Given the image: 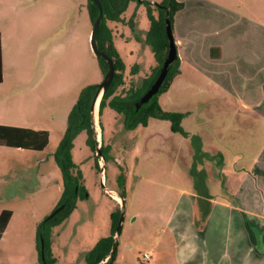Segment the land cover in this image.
<instances>
[{
  "label": "rangeland",
  "instance_id": "1",
  "mask_svg": "<svg viewBox=\"0 0 264 264\" xmlns=\"http://www.w3.org/2000/svg\"><path fill=\"white\" fill-rule=\"evenodd\" d=\"M87 1L0 0V123L49 132L42 149L0 143V211H12L0 237V264H42L44 239L38 225L60 205L63 188L54 153L80 91L103 78L90 46ZM155 1L161 0H129L120 20L105 21L124 64L125 83L119 89H136L156 64L145 41L148 12ZM178 1L183 5L174 12L171 29L174 41L180 38L175 45L182 60H177L169 88L155 97L163 109L182 113V130H172L171 121L153 116L144 125L127 128L117 110L103 106L98 123L102 138L97 143H109L110 158L103 166L101 155L98 167L87 132L74 136L71 159L80 169L86 195L77 196L76 206L51 235L45 232L47 258L53 257L49 264H85L86 252L111 234L110 212L116 205L102 184L113 188L112 194L119 186L124 191L120 209L125 222L117 237L118 250L122 242H129L136 258L150 251L161 230L158 220L148 227L140 222L126 237L127 219L134 213L159 212L166 204L164 189L158 186L176 181V175L199 182L203 166L211 172L225 162L227 179L240 180L244 174L233 175L230 167L242 164L245 175L256 182L264 212V173L248 167L253 157L264 162V121L257 122L264 117V0ZM211 44H220L222 53L212 61L204 57ZM215 135L225 137L226 145L222 154L208 158L213 154L205 150L215 153L221 148ZM119 173L122 185L117 182Z\"/></svg>",
  "mask_w": 264,
  "mask_h": 264
},
{
  "label": "crops",
  "instance_id": "2",
  "mask_svg": "<svg viewBox=\"0 0 264 264\" xmlns=\"http://www.w3.org/2000/svg\"><path fill=\"white\" fill-rule=\"evenodd\" d=\"M179 40V37L175 38L176 42ZM176 45L178 47V43ZM178 55L180 56V50L177 51V60H182ZM221 55V45L211 44L204 57L212 61ZM237 121L242 123L241 118ZM261 121H264V117L257 120L259 123ZM96 130V137L100 139L102 129L98 122ZM215 138L221 148L215 153L205 150L213 154L208 158L222 154V147L225 148V137L215 135ZM115 160L118 164L119 158L116 157ZM257 162L259 159L255 160L253 157L248 167L252 172L264 173V162L262 164ZM228 170L224 162L223 166L220 164L211 172L203 166L199 171L201 175L199 182L184 174L176 175V181L166 179V182L158 186L164 189L163 203L166 205L162 206L159 212L156 209L155 214L150 216L130 214L126 222V237H129L130 231H133L132 225L144 222L148 227L147 225L158 220L157 225L161 234H156L157 238L150 251L143 250L149 257L133 256V246L129 242L121 241L122 248L119 251L117 237L120 238L122 234L119 232L117 235L114 234L118 244L113 264H260L261 254L264 255V212L260 210L259 189L252 177L245 175L242 164L236 163L230 167L233 175L244 174L240 176V180L227 179ZM111 189L114 192V189ZM104 192L116 206L121 207V204L124 206V201L121 203V196L117 195L118 193L115 195L109 193L110 191ZM163 233H166L164 241ZM107 257L99 263L105 261ZM262 258L264 264V257Z\"/></svg>",
  "mask_w": 264,
  "mask_h": 264
},
{
  "label": "trees",
  "instance_id": "3",
  "mask_svg": "<svg viewBox=\"0 0 264 264\" xmlns=\"http://www.w3.org/2000/svg\"><path fill=\"white\" fill-rule=\"evenodd\" d=\"M102 6L103 15L100 20L96 39L97 46L99 49L105 51L111 56L114 64L113 77L103 91L102 96L99 100V113L103 106L109 104L110 107L114 108L118 112H123L125 115L124 123L127 128H133L137 124H146L149 117H161L171 121L172 130H182L178 121L182 116L181 112L170 111L163 109L156 99V94L159 91H164L168 88L172 81V77L177 69V57L170 64L165 79L158 89L148 101L143 102L140 106L135 107V101L148 89L156 75L158 74L164 59L167 56L169 49L168 37L165 29V19L168 17L172 21L174 12L181 8L183 3L178 0H161L155 3L154 12L149 10V28L146 32L145 41L151 46V49L156 58V64L152 67L151 74L148 78H144L141 85L136 89L132 85L123 93V88L119 89L125 83L124 80V64L120 59L113 41H112V29L105 21L120 20L121 13L126 7L127 0H99ZM87 7L91 17V22L95 19L98 13V7L93 0L87 1ZM103 75L107 69V61L103 57H98ZM2 79V55H1V44H0V80ZM135 85V84H134ZM98 87V83L89 84L85 86L79 93L78 98L72 106L68 115V129L65 136L60 141L57 149L55 150L54 156L58 165L61 168L63 188L61 192V198L58 204H62L59 211L54 213L52 216H48L38 225V234L44 239L43 245V258L42 264H49L50 260L47 258V249L45 246V232L51 235L55 225L61 223L71 213L72 209L76 206V198L79 195H86V191L81 182V172L77 168L76 164L71 159V147L73 145L74 136L80 131L85 130L87 132V143L90 148L95 151L101 150L103 158L107 161L110 158L109 144H103L100 148H96V140L93 137L92 128L89 122L90 106L94 93ZM119 90L122 95L115 93ZM117 98H121L126 102L125 106L118 105ZM102 129V126H101ZM49 141V132L47 129L39 128L35 129L29 126L13 125L0 123V143H4L9 146H22L32 149H42L46 146ZM112 157V156H111ZM99 155L95 158V163L98 164ZM117 182L122 185V175L117 174ZM117 193L119 196L124 197V191L122 188L117 187ZM85 193V194H84ZM121 213L119 206H116L110 212V218L112 222L111 234L108 236L101 237L93 246L86 252L84 259L85 264H99V262L105 257L107 259L101 264H113L116 256L117 241L114 238L116 233V226ZM12 214L11 209L3 208L0 211V237L5 230L8 220ZM49 239V238H48ZM40 250V247H39Z\"/></svg>",
  "mask_w": 264,
  "mask_h": 264
},
{
  "label": "water",
  "instance_id": "4",
  "mask_svg": "<svg viewBox=\"0 0 264 264\" xmlns=\"http://www.w3.org/2000/svg\"><path fill=\"white\" fill-rule=\"evenodd\" d=\"M93 1L98 7V13L92 22V28H91V32H90V46H91V49L93 50V52L97 55V57H103L107 61V69L103 75L102 80L98 83V87H97L96 92L93 96L92 103H91V112L92 113L94 111V107H95V104H96L98 97L101 95V93L109 85V83L113 77V73H114V64H113V60H112L111 56H109L105 51L99 49L97 46L96 34H97V30H98L100 20H101L102 15H103V10H102V6H101V3L99 0H93ZM165 29H166V34L168 37V42H169V49L167 52V56L164 59L162 65H161V68H160L158 74L156 75L155 79L151 83V85L139 97V99L134 103L135 106H139L141 103L146 102L153 94H155L158 91V89L160 88V86L162 85V83L165 79V76L167 74V71H168L170 64L177 57V48L175 45V41L173 38L172 29H171V20L168 17L165 19ZM102 186H103V189L105 191L112 190L111 188L106 187L104 184H102ZM123 201H124V199H123V197H121V203H123ZM61 207H62V204L55 207V209H53V211L48 216H52L54 213L59 211ZM123 212L124 211H121V213H120V216H119V219L117 222V226H116L115 235H117L119 233L121 221L123 219ZM41 254H42V258H43V245L42 244H41Z\"/></svg>",
  "mask_w": 264,
  "mask_h": 264
},
{
  "label": "flooded vegetation",
  "instance_id": "5",
  "mask_svg": "<svg viewBox=\"0 0 264 264\" xmlns=\"http://www.w3.org/2000/svg\"><path fill=\"white\" fill-rule=\"evenodd\" d=\"M128 1L129 0H127V2H126V5H127V3H128ZM137 1H141V0H137ZM156 2H159V1H155V3ZM154 11V10H153ZM116 21V20H115ZM112 29V28H111ZM124 85V84H123ZM131 86V85H130ZM130 86H128L127 88H125L124 90H123V93L130 87ZM121 87V86H120ZM119 87V88H120ZM103 93V92H102ZM102 93H101V95L98 97V102L95 104V107H94V111H95V115H94V111H93V113L91 112V106H90V116H89V122H90V126H91V128H92V132H93V137H94V139L96 140V148H100V146L101 145H103L104 143H97V137H96V133L94 132V128H95V123H96V117H97V122L99 123V117H100V113H99V100H100V98H101V96H102ZM115 93H117V95H119L120 93H119V90H117ZM123 93H121L120 95H122ZM95 94V93H94ZM94 96V95H93ZM93 99V98H92ZM139 99V98H138ZM137 99V100H138ZM117 103H118V105H121V106H125L126 105V102L124 101V100H122L121 98H117ZM148 101V100H147ZM136 102V101H135ZM91 103H92V101H91ZM142 104V103H141ZM140 104V105H141ZM139 105V106H140ZM135 107H138V106H135ZM119 114H120V116H121V118L123 119V120H125V115H124V113L123 112H119ZM100 126V125H99ZM101 127V126H100ZM101 138H102V136H100ZM100 141H101V139H100ZM106 144H108V143H106ZM105 145V144H104ZM95 152V154H97V155H99V158H98V160L100 159V157H101V155L102 154H100L101 153V150L100 149H97V150H95L94 151ZM103 160H104V163H103V166H105V162H106V160L103 158ZM102 161V160H101ZM98 164H99V162H98ZM99 167V166H98ZM101 169V168H100ZM99 264H101V263H99Z\"/></svg>",
  "mask_w": 264,
  "mask_h": 264
},
{
  "label": "built area",
  "instance_id": "6",
  "mask_svg": "<svg viewBox=\"0 0 264 264\" xmlns=\"http://www.w3.org/2000/svg\"><path fill=\"white\" fill-rule=\"evenodd\" d=\"M142 256L144 257V258H148L149 257V254L147 253V252H142Z\"/></svg>",
  "mask_w": 264,
  "mask_h": 264
},
{
  "label": "bare ground",
  "instance_id": "7",
  "mask_svg": "<svg viewBox=\"0 0 264 264\" xmlns=\"http://www.w3.org/2000/svg\"><path fill=\"white\" fill-rule=\"evenodd\" d=\"M97 102H98V100H97ZM97 102H96V103H97ZM94 115H95V111H94ZM109 191H113V190H109ZM115 195H116V194H115Z\"/></svg>",
  "mask_w": 264,
  "mask_h": 264
}]
</instances>
